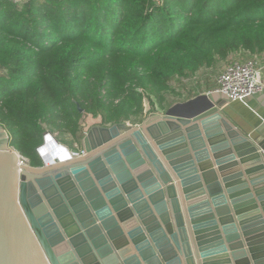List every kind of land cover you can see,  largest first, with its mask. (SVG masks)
<instances>
[{"label":"water","instance_id":"1","mask_svg":"<svg viewBox=\"0 0 264 264\" xmlns=\"http://www.w3.org/2000/svg\"><path fill=\"white\" fill-rule=\"evenodd\" d=\"M221 108L94 126L50 164L47 145L70 151L48 133L39 168L0 125V264H264V143Z\"/></svg>","mask_w":264,"mask_h":264},{"label":"trees","instance_id":"2","mask_svg":"<svg viewBox=\"0 0 264 264\" xmlns=\"http://www.w3.org/2000/svg\"><path fill=\"white\" fill-rule=\"evenodd\" d=\"M264 52V0H0V125L34 168L86 116L141 124L172 83Z\"/></svg>","mask_w":264,"mask_h":264},{"label":"crops","instance_id":"3","mask_svg":"<svg viewBox=\"0 0 264 264\" xmlns=\"http://www.w3.org/2000/svg\"><path fill=\"white\" fill-rule=\"evenodd\" d=\"M263 53L258 54V58L262 68V79L264 82ZM239 56L242 57L243 54H233L227 61H218L215 66L211 68H203L195 76L188 79H182L181 81L184 83V85L181 92L182 94L184 93L183 97H185L183 99V102L195 98L199 95L207 94L208 92L216 89L217 79L220 73L224 70L229 61ZM176 81L178 80L176 79L175 82ZM213 98L216 102L222 105L221 110L223 111V115L234 125V127L239 132H241L243 135L248 136L252 141H262L264 143V95H259L251 98L250 100H248L247 105L239 102L229 103L226 98L220 95H213ZM152 114H155V112H153ZM89 119H92L96 123L94 125H91L89 129L94 126H103L101 118L95 119L92 116H89ZM137 125L140 124H136L134 126Z\"/></svg>","mask_w":264,"mask_h":264},{"label":"built area","instance_id":"4","mask_svg":"<svg viewBox=\"0 0 264 264\" xmlns=\"http://www.w3.org/2000/svg\"><path fill=\"white\" fill-rule=\"evenodd\" d=\"M10 1L18 6H22L29 0ZM239 54H243V56L229 61L218 76L216 89L208 92V96L220 95L226 98L229 103L239 102L247 105L248 100L251 98L264 95V82L262 79V68L258 58L259 55H251L248 52H241ZM71 153L73 156H79L83 152ZM24 163L28 165L29 160L24 158L22 164Z\"/></svg>","mask_w":264,"mask_h":264},{"label":"rangeland","instance_id":"5","mask_svg":"<svg viewBox=\"0 0 264 264\" xmlns=\"http://www.w3.org/2000/svg\"><path fill=\"white\" fill-rule=\"evenodd\" d=\"M175 82V81H173ZM184 83L178 79V81H176L175 83H172V86L174 89H176V93L175 94H167V102L163 104V106L160 105L159 101H155V108H153L151 110V112H158V113H164L168 108H170V106L182 102L183 99L185 97H183V94L181 92L182 87H183ZM97 122V121H96ZM96 124L92 119H89L88 117H85L83 122H82V126L84 129V132L86 134V132L88 130H90V126ZM85 127V128H84ZM55 140L58 142V144L66 149H68L70 152H81L82 151V142L81 145H79L75 139H73L71 136L67 135L65 137H55ZM83 140V139H82Z\"/></svg>","mask_w":264,"mask_h":264},{"label":"bare ground","instance_id":"6","mask_svg":"<svg viewBox=\"0 0 264 264\" xmlns=\"http://www.w3.org/2000/svg\"><path fill=\"white\" fill-rule=\"evenodd\" d=\"M56 145V147H55ZM54 146V147H53ZM59 146V145H58ZM44 157L46 158L47 156V160L48 164L51 163V161H55L56 159H60V160H64L66 158V156H70L72 155L71 152H69L70 154H68L67 150L65 151V149H61V147L57 148V144L54 142L53 145L50 144L49 146H46V149L43 152ZM51 159V160H49ZM20 164H22V161L20 160ZM26 165V163H24ZM23 164V165H24Z\"/></svg>","mask_w":264,"mask_h":264}]
</instances>
